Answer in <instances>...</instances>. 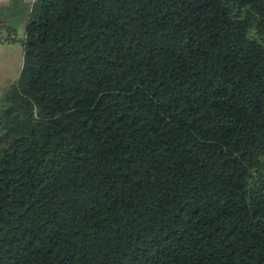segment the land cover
<instances>
[{
	"label": "trees",
	"instance_id": "1",
	"mask_svg": "<svg viewBox=\"0 0 264 264\" xmlns=\"http://www.w3.org/2000/svg\"><path fill=\"white\" fill-rule=\"evenodd\" d=\"M0 42V264H264V0H9Z\"/></svg>",
	"mask_w": 264,
	"mask_h": 264
},
{
	"label": "crops",
	"instance_id": "2",
	"mask_svg": "<svg viewBox=\"0 0 264 264\" xmlns=\"http://www.w3.org/2000/svg\"><path fill=\"white\" fill-rule=\"evenodd\" d=\"M9 0H0V3L8 2ZM24 35V31L22 30ZM15 43H2L0 42V74H9L15 61L13 60L15 56L16 49L14 48ZM23 54V52H22ZM19 58H16V65ZM23 60V57H22ZM18 72L20 74L21 68L18 67ZM4 78V77H2ZM6 84V83H5Z\"/></svg>",
	"mask_w": 264,
	"mask_h": 264
},
{
	"label": "rangeland",
	"instance_id": "3",
	"mask_svg": "<svg viewBox=\"0 0 264 264\" xmlns=\"http://www.w3.org/2000/svg\"><path fill=\"white\" fill-rule=\"evenodd\" d=\"M27 1H31V0H27ZM24 37L23 32H19L18 38L22 39ZM14 48L16 49L15 51V56L13 58V60L15 61L11 71L9 72V74H0V94L3 92L4 87H5V83L10 82V83H14L18 80L19 78V72L17 69H19L18 67L21 68L22 66V44L20 42H16L14 45ZM19 58L18 63L16 65V58ZM4 77V78H2Z\"/></svg>",
	"mask_w": 264,
	"mask_h": 264
}]
</instances>
